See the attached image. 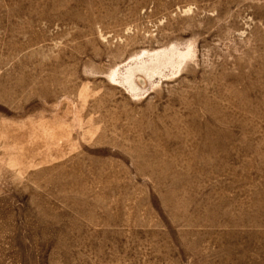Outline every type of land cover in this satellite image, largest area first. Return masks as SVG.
Segmentation results:
<instances>
[{
	"label": "rangeland",
	"instance_id": "obj_1",
	"mask_svg": "<svg viewBox=\"0 0 264 264\" xmlns=\"http://www.w3.org/2000/svg\"><path fill=\"white\" fill-rule=\"evenodd\" d=\"M0 264H264V0H0Z\"/></svg>",
	"mask_w": 264,
	"mask_h": 264
}]
</instances>
